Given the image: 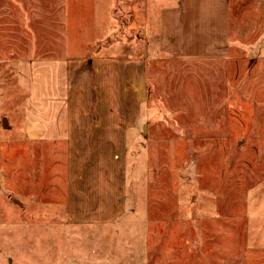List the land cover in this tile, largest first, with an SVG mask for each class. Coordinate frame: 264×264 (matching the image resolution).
Instances as JSON below:
<instances>
[{"label": "rangeland", "instance_id": "rangeland-1", "mask_svg": "<svg viewBox=\"0 0 264 264\" xmlns=\"http://www.w3.org/2000/svg\"><path fill=\"white\" fill-rule=\"evenodd\" d=\"M170 1L64 5L69 52L94 43L71 56L121 61L105 92L134 126L90 148L26 132L19 64L58 55L55 2L0 0V264H264V0H231L228 58L196 62L149 35ZM96 194L124 207L103 233L83 212ZM121 228L141 236L131 258L116 257Z\"/></svg>", "mask_w": 264, "mask_h": 264}, {"label": "crops", "instance_id": "crops-1", "mask_svg": "<svg viewBox=\"0 0 264 264\" xmlns=\"http://www.w3.org/2000/svg\"><path fill=\"white\" fill-rule=\"evenodd\" d=\"M53 1L55 3L51 4L53 9L49 19L54 28L51 26L50 35L57 39L60 37L61 40L58 47L50 51L58 55L38 57L31 62L19 64L20 85L29 91L26 100V132L35 140L67 143L73 147L88 145L96 148L100 146L99 142L107 143L106 147H118L121 133H126L134 126L119 122L120 95L115 93L113 85L111 93H106L104 80L116 67H120L121 61L99 56L87 60L71 56L72 52H85L84 49L94 43H89L91 40L79 41L81 44L78 43L77 47L80 49L72 48V52H69L70 46L65 39L68 11L64 10V5L72 6L73 1L84 5L86 2L112 4L114 0ZM230 4L231 0H171L160 8L157 26L152 34L149 30V35L152 40L156 39V47L160 53L178 61L225 60L230 49ZM111 11H108L104 20L112 19ZM86 64L95 71V106L99 115L97 122L94 121L91 111L93 84L89 69L80 70ZM133 97L135 99L136 95ZM137 97L141 99L142 96L139 94ZM116 99L118 103L115 106ZM105 101L112 103L107 107ZM135 118L136 115L134 124ZM76 142L79 143L75 145ZM95 197L97 199L91 200L83 212L86 211L88 220L101 223L103 233L104 225H114L116 216L124 207L118 199L114 204L103 195L96 194ZM121 229L120 232L116 230V234L120 237V248L123 251L116 257L131 258L133 255L131 251L128 254V247L130 243L134 248L139 247L142 243L141 236L136 233L140 238L133 242L132 233Z\"/></svg>", "mask_w": 264, "mask_h": 264}, {"label": "water", "instance_id": "water-1", "mask_svg": "<svg viewBox=\"0 0 264 264\" xmlns=\"http://www.w3.org/2000/svg\"><path fill=\"white\" fill-rule=\"evenodd\" d=\"M3 126L6 127L7 126V120L4 118L3 119Z\"/></svg>", "mask_w": 264, "mask_h": 264}]
</instances>
